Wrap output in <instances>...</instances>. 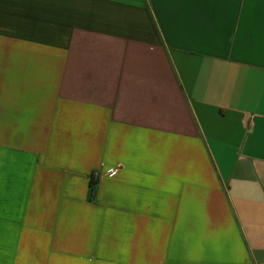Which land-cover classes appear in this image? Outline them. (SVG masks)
Segmentation results:
<instances>
[{
	"label": "crops",
	"instance_id": "crops-1",
	"mask_svg": "<svg viewBox=\"0 0 264 264\" xmlns=\"http://www.w3.org/2000/svg\"><path fill=\"white\" fill-rule=\"evenodd\" d=\"M0 264H264V0H0Z\"/></svg>",
	"mask_w": 264,
	"mask_h": 264
},
{
	"label": "trees",
	"instance_id": "trees-1",
	"mask_svg": "<svg viewBox=\"0 0 264 264\" xmlns=\"http://www.w3.org/2000/svg\"><path fill=\"white\" fill-rule=\"evenodd\" d=\"M95 190V183L92 181L90 183V195L93 196Z\"/></svg>",
	"mask_w": 264,
	"mask_h": 264
},
{
	"label": "built area",
	"instance_id": "built-area-1",
	"mask_svg": "<svg viewBox=\"0 0 264 264\" xmlns=\"http://www.w3.org/2000/svg\"><path fill=\"white\" fill-rule=\"evenodd\" d=\"M119 171V169H110L108 172L110 173H117Z\"/></svg>",
	"mask_w": 264,
	"mask_h": 264
}]
</instances>
